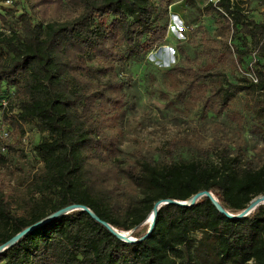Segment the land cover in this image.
Masks as SVG:
<instances>
[{
	"label": "trees",
	"instance_id": "16d2710c",
	"mask_svg": "<svg viewBox=\"0 0 264 264\" xmlns=\"http://www.w3.org/2000/svg\"><path fill=\"white\" fill-rule=\"evenodd\" d=\"M6 1L0 0V8ZM178 1L27 0L30 13L2 9V20L17 18L19 28L0 31V90L15 92L10 107L0 106V122L21 132L33 124L46 138L35 147L43 167L22 193L0 183V246L75 205L131 231L159 201L185 202L212 192L237 214L264 195V164L253 169L241 149H222L215 163L203 149L192 160L141 156L123 170L109 165L118 155L116 122L126 100L116 68L165 42L169 8ZM245 4L220 0L203 9L217 15L232 37H243L241 48L229 41L211 48L204 39L203 55L214 66L183 62L166 75L179 98L205 113L222 114L245 94L264 126V21L251 19ZM260 4L264 15V0ZM249 56L255 57L251 66L245 65ZM90 61L101 68L97 73L108 75L106 83L94 78ZM228 68L254 73L258 81L243 75L231 82ZM10 143L6 148L14 154L17 146ZM176 150L172 142L168 153ZM0 264H264V205L241 219L220 212L206 196L192 206L164 205L150 235L132 243L76 210L26 234L0 254Z\"/></svg>",
	"mask_w": 264,
	"mask_h": 264
},
{
	"label": "rangeland",
	"instance_id": "374dc122",
	"mask_svg": "<svg viewBox=\"0 0 264 264\" xmlns=\"http://www.w3.org/2000/svg\"><path fill=\"white\" fill-rule=\"evenodd\" d=\"M244 1L248 16L263 22L261 0ZM10 7L0 8V31H17V18L2 20V9H15L16 15L23 11L31 12L27 0H13ZM206 0H180L169 8L168 36L165 42L147 55L130 61L124 66L118 65L116 75L124 83L122 92L125 103L116 122V142L118 155L109 165L123 170L130 161L146 156L157 161H180L200 158L203 149H209L208 160L217 161L219 152L227 148L236 153L242 150L253 169L264 164V126L255 119L251 99L240 94L230 108L222 114L203 112L200 105L191 108L187 98H179L170 88L171 81L167 71L175 65L189 63L195 67L214 66V62L203 55V40L209 46L220 49L225 41L235 48H241L244 42L241 35L232 37L222 28L219 17L204 12ZM38 22L37 18H34ZM255 57H247L245 65H252ZM93 76L100 83H106L108 75L97 73L101 69L90 61ZM249 66V67H250ZM246 72V71H244ZM241 70L228 68L226 74L235 82L244 74ZM14 88L3 87L0 90V106L10 107ZM16 111V109L14 110ZM1 114V112H0ZM1 117V116H0ZM5 128L11 130V145L17 151L10 154L6 143L0 141V183L22 193L32 177L43 167L41 159L35 154V147L46 138L33 124L24 125L23 132L14 130L0 122V135ZM110 133V131H109ZM177 143V150L170 155V144ZM24 151V157L20 151ZM150 227L147 219L139 228L133 229L131 236L136 238L145 234Z\"/></svg>",
	"mask_w": 264,
	"mask_h": 264
},
{
	"label": "water",
	"instance_id": "95a60500",
	"mask_svg": "<svg viewBox=\"0 0 264 264\" xmlns=\"http://www.w3.org/2000/svg\"><path fill=\"white\" fill-rule=\"evenodd\" d=\"M204 196L209 197L212 200L213 204L216 206V208L220 212H222V213L226 214L227 216L234 218V219L246 218V217L250 216L252 213H254L259 206L264 205V195H261V196L256 197L255 199H253L250 202V204L248 205V207H246L241 212H239L237 214H232L229 211L225 210L220 205L218 199L214 196V194L212 192L198 193L195 196H193L190 200L185 201V202L177 201V200L159 201L154 205V208L148 217V219H151L150 227H149L148 231L146 232V234L141 238L132 237L131 236L132 231H119L116 228H114L113 226H111L110 224L101 221L98 218V216H96L89 208H87L85 206L75 205V206H71L67 209L60 210L59 212L49 216L48 218L36 223L32 227H30V228L24 230L23 232L17 234L11 241L0 246V254L3 253L4 251H6L7 249H9L12 245L16 244L20 239H22L26 234H28L32 230L42 226L43 224H45L46 222H48L50 220H53L55 218H58L60 216H63L65 214H68V213H70L72 211H76V210H83V211L90 213L93 216V218H95L97 221L101 222L105 227H107L112 233H114L123 242H125V243L139 242L141 240H144L146 237H148L150 235V233L152 232L154 222H155V218L157 216L159 209L162 206L169 205V204H177L180 206H192L194 203H196L199 199H201Z\"/></svg>",
	"mask_w": 264,
	"mask_h": 264
},
{
	"label": "built area",
	"instance_id": "2783aa9c",
	"mask_svg": "<svg viewBox=\"0 0 264 264\" xmlns=\"http://www.w3.org/2000/svg\"><path fill=\"white\" fill-rule=\"evenodd\" d=\"M219 1L220 0H206L205 4L212 3L213 5L216 6ZM13 4H14L13 0H7L5 3H2V5L4 7H10V5H13ZM246 76L249 77L254 83H257L258 80H257L256 76L254 75V73H246ZM15 109H16V111H14V113H18L19 107L17 106L13 110H15ZM11 133L12 132L9 128H5L0 135V141H4L7 145L12 139Z\"/></svg>",
	"mask_w": 264,
	"mask_h": 264
},
{
	"label": "bare ground",
	"instance_id": "6f19581e",
	"mask_svg": "<svg viewBox=\"0 0 264 264\" xmlns=\"http://www.w3.org/2000/svg\"><path fill=\"white\" fill-rule=\"evenodd\" d=\"M150 222H151V219H150Z\"/></svg>",
	"mask_w": 264,
	"mask_h": 264
}]
</instances>
